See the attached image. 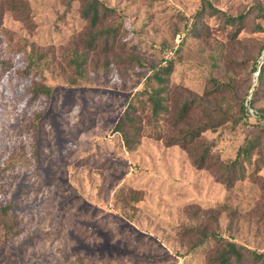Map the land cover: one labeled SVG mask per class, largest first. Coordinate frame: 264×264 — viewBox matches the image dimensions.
Here are the masks:
<instances>
[{"label": "rangeland", "instance_id": "1", "mask_svg": "<svg viewBox=\"0 0 264 264\" xmlns=\"http://www.w3.org/2000/svg\"><path fill=\"white\" fill-rule=\"evenodd\" d=\"M22 1L28 17L0 0V202L16 212L19 230L11 237L0 229V264H205L214 239L192 247L205 232L264 252V152L231 188L180 146L157 139L148 112L131 150L114 131L167 60L175 61L171 79L181 95L225 79L237 39L264 42V0H101L115 12L101 27L118 26L124 49L109 56H84L91 28L81 0ZM207 1L247 14L238 38L230 39L222 20L202 19ZM195 22L212 37L189 31ZM133 52L142 64L128 61ZM251 67L236 69L242 96L251 88L249 100L258 85ZM38 84L51 96H33ZM255 107L264 118L263 91ZM260 128L242 117L204 136L230 162L248 130ZM160 131L166 138L169 125Z\"/></svg>", "mask_w": 264, "mask_h": 264}, {"label": "trees", "instance_id": "2", "mask_svg": "<svg viewBox=\"0 0 264 264\" xmlns=\"http://www.w3.org/2000/svg\"><path fill=\"white\" fill-rule=\"evenodd\" d=\"M83 3L82 15L89 21L91 31L88 32L84 41V56L90 51L104 52L106 56L113 55L117 51H123L119 45V27L113 26L106 29L101 27V22L114 10L103 5L101 0H81ZM10 9L23 11L29 16V8L22 0H7ZM202 19L208 15L222 20L223 28L230 33V39H236L245 29L247 14H228L210 2H206L205 11L200 13ZM201 19V21H202ZM258 32L262 31L257 28ZM3 30L2 16L0 13V31ZM195 35L204 34L206 38L212 37L209 26L202 22H195L189 29ZM238 58L234 55L226 58L234 68L227 71L225 79L210 78L211 88H206L202 94H192L189 91L181 95L178 85L172 82L175 71V61L167 60L165 65L160 64L152 70L146 88L133 96L131 103L117 121L114 131L119 133L128 149L139 144L143 137V126L141 113L148 112L149 125L157 139L164 140L167 147L180 146L188 153L194 164L200 169L213 170L218 178L228 187H234L237 181L244 179L249 166L252 165L253 157L264 152V128L248 130L245 142L238 149L235 160L224 162L221 157L214 154V142L205 138L208 131L216 132L220 128L231 125L237 126L242 117L249 120L254 118L256 123H264V118L259 115L255 107L256 99L260 92H264V42L258 40H245L242 43L237 39ZM123 45V44H122ZM236 45L234 48H236ZM124 47V45H123ZM127 49V47H124ZM256 51V53H255ZM128 61L142 64L136 52L129 54ZM216 62L223 60L221 51L213 56ZM240 58V59H239ZM252 62L251 73H258L257 83L250 100L247 98L251 88L243 97L238 83L237 70L246 67ZM31 60L30 66H34ZM237 69V70H236ZM179 90V91H178ZM32 94L35 97L44 95L50 97L52 89L45 84L34 86ZM246 99V100H245ZM248 107L256 116H252ZM165 123L169 125L170 133L164 138L160 127ZM18 215L10 204L0 202V229L5 230L7 235L13 237L18 233L15 231ZM190 229H188L189 231ZM203 235V234H202ZM208 238L214 239V249L208 253L205 264H264V252L252 251L230 240L221 238L217 234L204 233L197 238L192 247H199Z\"/></svg>", "mask_w": 264, "mask_h": 264}, {"label": "built area", "instance_id": "3", "mask_svg": "<svg viewBox=\"0 0 264 264\" xmlns=\"http://www.w3.org/2000/svg\"><path fill=\"white\" fill-rule=\"evenodd\" d=\"M248 111H249V113L252 115V116H256V114L254 115L253 113H255L252 109H250L249 107H248Z\"/></svg>", "mask_w": 264, "mask_h": 264}, {"label": "water", "instance_id": "4", "mask_svg": "<svg viewBox=\"0 0 264 264\" xmlns=\"http://www.w3.org/2000/svg\"><path fill=\"white\" fill-rule=\"evenodd\" d=\"M258 73H259V71H258ZM258 73H257V76H258Z\"/></svg>", "mask_w": 264, "mask_h": 264}]
</instances>
